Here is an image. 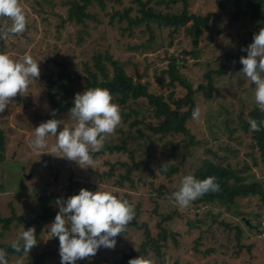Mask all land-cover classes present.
<instances>
[{
	"label": "rangeland",
	"instance_id": "374dc122",
	"mask_svg": "<svg viewBox=\"0 0 264 264\" xmlns=\"http://www.w3.org/2000/svg\"><path fill=\"white\" fill-rule=\"evenodd\" d=\"M71 0H18L19 6L26 14V30L23 33L9 35L6 41L0 40V52L11 59L22 60L27 53L39 63L40 76L30 81L22 93L11 98L5 111L0 113V129L6 136L5 160L0 162V214L3 217L12 214V208L26 219L38 218L41 208L40 195L52 193L50 203L58 209L57 198L66 200L78 194L81 188L129 194L133 203L134 214L137 208L140 213L136 218L139 224H147L156 233L160 214L174 213V219L165 225L176 233L169 237L164 247V262L155 257L153 252L149 259L155 264H264V203L258 196L250 195L238 198L239 206L226 210L215 204H196L194 201L187 208H180L169 194L157 196V189L164 186L163 192H172L180 187L185 175H193L194 170L206 158H214L213 152L222 157L221 162L231 163L247 175L248 181L258 180L264 187V166L251 132L240 128L239 113L244 117L255 105V85L240 71L233 74L216 76L214 96L207 99L202 92L195 94L197 107L200 109L199 119L191 118L188 127L200 143L194 147L193 156L185 160L181 170L172 177L159 172V164L165 160L172 164L176 160L172 156L173 145L166 141H180L181 135L168 136L161 141L156 140L155 155L150 158V166L141 171L128 172L127 168L116 167L115 176L106 179L101 173L106 171L110 162L126 160V153L105 154L93 157L91 166L79 165L75 161L62 157V153L51 152L55 137H48V147L35 152L30 141L34 138V128L43 121L38 115L45 116L50 111L48 89L50 81L58 84L55 91L58 97L74 98L77 92L86 88V71L84 62L93 64V55L99 51L109 52L123 65L127 72L143 83H148L151 93L167 95L174 91L175 98L187 93V88L178 81L169 85L170 77L165 72L169 63L177 57L181 63L182 51L196 49L197 55H187L181 67V74L197 88L206 83L204 74L209 69H218L225 61L223 55L243 46L249 33L259 28L251 16L241 17L233 21L230 15L212 21L205 29L197 46L193 37L187 33L185 26H180L174 36L170 35V27L151 22L154 40L147 44L151 36L145 23L129 27L127 19L120 20L117 11L124 12L132 7L131 16L140 14L134 0H93L88 11L94 18L77 23L69 18ZM248 0H189V10L193 13H220L225 9H234L237 4L245 6ZM159 8L177 11L184 6L178 2L162 3ZM111 16H114L111 19ZM6 18L0 17V23ZM9 25L11 20H8ZM82 38L80 41L79 39ZM247 55V54H246ZM245 55V56H246ZM107 63L109 61L106 60ZM61 73H66L63 75ZM109 74L113 75V67L109 64ZM138 107L145 115L146 121H157L149 112L151 106L146 98H140ZM133 104V101H130ZM136 107L135 104L132 105ZM69 112H64L58 120L61 127L71 124ZM230 123V124H229ZM236 129L231 131V129ZM238 129V130H237ZM124 130L123 132H121ZM144 130V129H143ZM129 139L130 146L136 149L138 160L148 158L144 150L148 146L144 138L138 136V129L121 123L105 142L120 143L123 136ZM208 149H211L210 152ZM93 155V153H92ZM182 152L176 157L181 159ZM137 171V172H136ZM164 184V185H163ZM241 213V214H238ZM257 214L261 215L259 221ZM249 221L245 223V220ZM54 220L43 223L37 245L28 255H9L8 264H32L40 259L47 250L57 246L55 237H51L48 226ZM249 225V226H248ZM240 228H239V227ZM37 229V224L28 226L14 221L9 230L0 223V243H12L24 229ZM239 228V229H238ZM238 230H240V235ZM141 231L132 227L124 239V244L115 250H106L100 256L96 254L80 259L75 264H101L97 257H121L122 250L138 248L141 242ZM174 238L178 243H174ZM121 250V251H120ZM110 253V254H108ZM59 254V253H58ZM50 255L44 264H61L60 256ZM95 257L97 259H95Z\"/></svg>",
	"mask_w": 264,
	"mask_h": 264
},
{
	"label": "trees",
	"instance_id": "16d2710c",
	"mask_svg": "<svg viewBox=\"0 0 264 264\" xmlns=\"http://www.w3.org/2000/svg\"><path fill=\"white\" fill-rule=\"evenodd\" d=\"M92 1L93 0H71L69 18L75 20L77 23H84L86 22V19L94 18V16L87 10ZM178 1L179 0H134V2H137L139 6L137 11L140 12V14H137L134 17L131 16L130 12L132 7L126 8L122 13L117 11L115 14L120 16V20L124 18L127 19L129 27L145 23L147 29L151 30V22H157L160 26L170 27L171 36L176 34L180 26H185L187 33L193 37L195 46L199 44L201 36L204 34L205 29L210 26L211 22L216 21L225 15H230L233 21H238L241 17L250 15L254 23L257 24L259 28L254 29L249 33V37L243 41V46L238 47L235 51L226 52L223 55L225 61L218 69H209L206 71L204 74L206 83H200L197 88H193L192 84L183 77L180 71L181 67L184 66L185 61L187 60V55L192 54L196 56L198 51L196 49L183 50L181 63H178L177 57L171 60L169 68L165 70L170 77L168 84L174 86L178 81L182 86L187 88L186 95L180 98H175L173 90L167 95H164L163 93H151L148 89V83H143L138 79L135 80L134 77L127 72L126 68L115 60L107 51H99L95 53L92 58V65L88 62H84L86 71V87H101L109 89L113 96V102L118 104L120 107L123 122L127 123L131 128H137L138 136L144 138L145 142H148V146L144 150V154L148 158L142 160H138L136 157V149L133 148V146H130L131 144L126 134L123 136L120 143L105 142L103 148L99 152L93 153L92 156L94 158L105 154H127L126 160L109 163V168L101 173V176H104L106 179H111L115 176L116 167L119 165L120 169L128 167V172L134 170L141 171L144 168H149L150 158L155 155L154 150L157 145L156 140L161 141L168 136L181 135L182 139L180 141L174 142L168 140L165 144V148L168 144L173 145V151L171 154L174 156L176 161L172 164H168L165 160H162L158 167L159 172L167 177H172L174 174H177L184 165L185 160L193 156L194 147L200 143V140L196 139L195 134H193L188 127L189 120L193 118L192 111L194 108H197L195 94L197 92H202L207 99L213 98L215 77L222 76L224 74H233L234 72L241 70L243 66L239 62L240 57L247 54L241 49L246 48L249 44H251L253 42V34L257 33L261 27H264V0H248L245 6L237 4L234 9L230 8L225 9L220 13L209 12L206 14H198L190 11L188 8L189 0H182L184 6L177 11L163 10L158 6L162 3L168 4L170 2ZM99 2L104 5V0H99ZM113 18L114 16H111V19ZM154 35V32L151 30V36L147 40L148 45H150V43L154 40ZM79 40L81 41L82 38ZM106 60L109 61V63H107ZM109 64L113 67L112 76L109 74ZM61 74L67 75L66 73ZM56 88H58V84L54 81H50L48 89L50 111L45 116L38 115V119L43 122H46L48 119L58 120L62 113L69 112L70 108L73 106L74 98L64 96L59 98L58 93L55 91ZM140 98H146L148 100V104L151 106V108H149V112L153 114L157 124L153 121L145 120V115L138 107L139 103L137 100ZM130 101H133V104H135L136 107H133V104H131ZM238 116L241 121L240 128L245 132L252 133V138L258 148L261 161L264 166V127H262L259 132H254L251 130L248 123L249 119H264V111L260 110L259 105H255L247 112L246 117H244V111H241ZM235 130V128L231 129V131ZM121 132L124 134V130ZM208 150L212 152L211 149ZM5 151L6 136L3 130L0 129V162L5 160ZM178 152H182L181 159H177L176 157ZM213 155L217 160L206 157L194 170L193 176L200 180L205 179L208 176H215L217 178V182L219 183V191L204 194L194 200L196 204H215L225 207L226 210H231V208H237L239 206L238 198L250 195L260 197L264 203V187L260 181H248L247 175L243 173V171L238 170L230 162H221L220 159H222V157L218 156L217 153L213 152ZM164 164L165 166H163ZM163 188L164 186H161L157 189V196L162 197L163 195L169 194L172 199H174V192L179 189L175 188L170 193L168 191L163 192ZM113 195L121 200H127L133 208V203L129 194H125L120 197V195L116 192L113 193ZM52 197V193L39 196L38 201L41 212L39 213L38 218L26 219L22 215H19L14 207L12 208L13 212L10 216L3 217L0 214V223L2 224V228L9 230L14 221H17L18 223H25L28 226L37 224L35 233L36 239L38 240L43 223L48 220H54L55 215L59 210L50 203ZM139 213L140 209L137 208L134 218L127 225L126 231L115 238L117 241L115 246L117 248L124 244L122 239L125 237L123 236H126L132 227H135L141 231L138 233L142 238L139 247L130 248L128 251L121 249V257L114 258L113 260L112 258H107V256L97 257L98 259L103 258L99 259L101 264H128L129 259L138 256L148 258L152 252L155 257L164 262L165 251L163 249L167 246L169 237L171 235L175 237L176 235V233L171 232L167 228L165 223L174 219L175 212L160 214L161 219L157 223L156 233L152 231L147 224L138 223L136 218ZM257 217L260 221L261 215L257 214ZM244 220L245 223H247V220ZM238 232L240 235V230H238ZM55 239L57 241L55 249L45 250L41 254L40 259H37L32 264H44L50 255L53 256L59 253V240L58 238ZM174 243H178L176 238H174ZM11 244L12 243L6 242L0 243V248L5 249L8 253L7 259L9 255H23V253H16L11 248ZM103 252H106V250ZM100 253L101 251H97L96 255L100 256L102 254ZM97 258L95 257V259Z\"/></svg>",
	"mask_w": 264,
	"mask_h": 264
},
{
	"label": "clouds",
	"instance_id": "9594fccd",
	"mask_svg": "<svg viewBox=\"0 0 264 264\" xmlns=\"http://www.w3.org/2000/svg\"><path fill=\"white\" fill-rule=\"evenodd\" d=\"M0 17L6 18L0 23V40L6 41L9 35L23 33L26 30V14L18 0H0ZM8 20H11L9 25ZM246 56L240 57V70L255 85V101L264 111V27L253 34V42L242 48ZM40 76L39 63L25 54L22 60H13L0 52V113L10 104L11 98L22 93L30 81ZM71 124L61 127V120L48 119L34 128V138L30 141L32 149L40 153L48 147V137H55L51 152L62 153V157L81 165L94 163L92 153L99 152L107 139L121 123V110L113 102L109 89L101 87L85 88L74 96L73 106L69 110ZM200 109L194 108L193 119L198 120ZM250 128L259 132L264 127V119H249ZM166 164V163H165ZM165 164L163 166H165ZM162 166V167H163ZM219 191L215 176L196 179L185 175L179 189L174 192L175 204L187 208L190 203L209 192ZM58 207L54 221L48 226L51 237L59 240L61 264H75L77 260L94 256L101 248L114 249L116 237L126 231L134 218V210L127 200H121L110 191H96L81 188L78 194L66 200L57 198ZM37 245L34 228L23 230L12 242L16 253H28ZM8 253L0 248V264H8ZM17 264H23L22 260ZM128 264H155L154 260L144 256L131 258Z\"/></svg>",
	"mask_w": 264,
	"mask_h": 264
},
{
	"label": "water",
	"instance_id": "95a60500",
	"mask_svg": "<svg viewBox=\"0 0 264 264\" xmlns=\"http://www.w3.org/2000/svg\"><path fill=\"white\" fill-rule=\"evenodd\" d=\"M246 222H247V223H249V221H248V220H247Z\"/></svg>",
	"mask_w": 264,
	"mask_h": 264
}]
</instances>
